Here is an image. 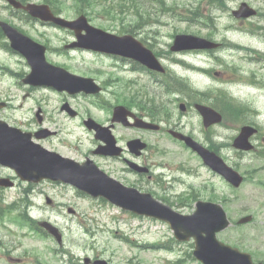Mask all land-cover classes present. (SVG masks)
<instances>
[{
    "label": "rangeland",
    "instance_id": "rangeland-1",
    "mask_svg": "<svg viewBox=\"0 0 264 264\" xmlns=\"http://www.w3.org/2000/svg\"><path fill=\"white\" fill-rule=\"evenodd\" d=\"M43 2V0H31ZM171 5H176L178 0H166ZM113 0H85L81 9L88 8L91 13V22L105 30L118 33L116 28H121L126 33H134L138 38H146L152 44V49L159 53L160 59L170 68L171 73L189 79L192 83L200 85H214V92L211 96L202 98L206 103L215 106L223 112V102L216 94L219 89L233 95V102L248 103L252 110L246 118L253 119L261 127L260 134L253 141L256 149L251 152L237 150L232 145L234 137L238 134L243 125L236 121L235 114L231 111L232 117L217 124L211 131H205L202 118L199 113L189 110L184 113L179 108V100L192 104L195 97L186 93H168L165 88L156 85L150 74H139L124 68V63L116 62L113 59H120L108 54H101L82 49H65V44L75 39L74 32L56 26H43L34 20L20 19L19 16L12 15V9L5 7V2L0 0V17L41 43L48 45L47 58L60 62L69 63L76 70L86 73L97 72V69L105 71L99 74L101 80L120 79L110 86V91L123 87V83L128 80L138 82L133 91L146 87L150 93V99L155 98L158 102L169 103L171 114L168 121L174 123L181 122L185 125L184 130L193 132L196 138L207 145L216 144L218 153L225 161L239 170L245 176L244 183L239 188H234L221 175L203 165L198 157L192 155L178 143L169 139L152 140L150 158L158 166L155 173L159 174L163 181L178 179L174 186L168 183L163 187L152 186L151 192L158 197L170 199L173 207L182 213H192L196 206L195 200L205 199L220 202L224 205L233 225L220 232L218 238L226 244L238 247L242 251L252 253L255 261H264V92H258L234 82L223 83L222 76L214 79L200 78L188 71V64L195 60L184 57L171 50L174 37L180 32H190L191 28L177 22L176 14L158 15L155 9H151L150 16L147 15L144 21L131 22V17L122 20L121 15H115ZM65 17L75 18L80 11L78 4L72 0L66 1L64 5ZM173 11H176L175 9ZM149 21H153L149 23ZM233 39L248 46H258L264 48V44L259 39L248 36L232 35ZM147 44V43H146ZM148 45V44H147ZM149 46V45H148ZM177 57H183V65L176 63ZM228 57V56H227ZM221 59L215 62L214 73L216 71L230 70L244 74V81L249 80V75L245 69L243 61L236 57ZM249 61V59H248ZM118 67H116V64ZM202 64V61H200ZM264 64V63H263ZM128 65V64H127ZM254 68L256 65L253 66ZM30 67L26 59L18 52L0 47V99L12 101L13 107H9L5 112H0V117L9 120L14 124L29 122L34 114V108L30 100L20 106L22 101V91L24 76L18 73L29 72ZM264 77V70L260 72ZM114 81V80H112ZM145 89V88H142ZM50 98L55 103L61 97L50 94ZM107 99H113L107 94ZM23 102V101H22ZM78 106V103L75 102ZM88 111H92L99 118L106 116V111L95 109L89 105ZM7 112V113H6ZM5 115L7 117H5ZM13 124V123H12ZM68 131L79 128L77 123L65 124ZM210 129V128H209ZM136 134V133H135ZM85 143L89 146L90 137H84ZM154 149V151H153ZM150 152V151H149ZM151 161V162H152ZM9 173L0 167V174ZM29 184L22 182L21 187L3 189L4 200L0 201V206L7 205L20 200L25 194L24 188ZM37 190H41L35 197V202L42 208L31 212L35 219L48 220L57 225L64 234V245L60 246L55 240L41 238L36 231L28 226H20L10 220V215L16 212L4 213L0 217V239L4 242L12 243V246L0 247V264H15L11 256H21L29 254L30 257L39 258L47 264H71L70 260L78 264H85L84 258L87 256L105 259L112 264H202L194 255V240L178 241L171 227L160 220L138 216L121 208L114 206L107 201L96 198L85 199L83 195L74 189L50 182H43L33 185ZM50 196L57 201L71 204L70 206L78 210L76 217L69 215L66 209L58 212L54 207L46 203V196ZM21 197V198H20ZM21 209H25L23 206ZM254 216L252 222L237 225V220L243 215ZM24 233L26 235L24 236ZM12 251L6 255L5 252ZM14 250V251H13ZM17 264V263H16ZM25 264H36L29 258Z\"/></svg>",
    "mask_w": 264,
    "mask_h": 264
},
{
    "label": "water",
    "instance_id": "water-1",
    "mask_svg": "<svg viewBox=\"0 0 264 264\" xmlns=\"http://www.w3.org/2000/svg\"><path fill=\"white\" fill-rule=\"evenodd\" d=\"M8 1L17 8L23 7L28 10L33 16L45 20L52 19L58 24L75 29L79 41L71 44V46H82L122 54L138 59L152 69L164 71L152 51L146 49L132 36H116L90 26L85 16L70 22L62 18H54L50 8L46 5L29 4L23 6L17 0ZM1 25L10 38L12 46L28 58L33 68L32 73L28 75L25 82L34 83L38 81L58 88L72 87L88 90L90 80L71 75L68 72L64 74L47 71L45 68L47 64L45 47L34 42L9 24L1 22ZM83 30L87 31L86 35L81 34ZM205 42L206 40L192 35H179L176 37L172 49L202 47L204 46L202 43ZM44 70L48 72L47 75H44ZM198 108L204 116L206 126L222 120L221 115L212 108L205 105H198ZM121 109L118 108L119 111ZM182 109H185L184 105H182ZM115 118H120V112L116 111ZM256 132L257 129L252 126L243 127L240 135L235 140V147L244 150L252 149L253 146L250 144L249 138ZM180 137L197 150L209 166L224 175L234 186L239 187L241 185L244 179L243 176L228 166L215 152L204 148L190 137L183 135H180ZM136 143L137 141L134 145ZM52 157L53 155L48 154L42 147L32 143L30 133L10 127L6 122L0 120V163L14 167L22 178L38 181L44 177H51L70 182L94 196H105L125 209L160 218L171 224L178 239L195 238L194 255L204 264H256L253 262L251 254L242 252L238 248L227 245L218 239L217 233L231 224L222 205L199 201L194 214L183 215L173 210L172 207L154 199L151 194H142L135 189L122 186L119 182L100 171L95 164L77 165L60 160L59 156H56L59 159ZM0 183L8 184V181L3 180ZM252 218L251 215L243 217L239 223L249 222ZM96 264L109 263L106 260H98Z\"/></svg>",
    "mask_w": 264,
    "mask_h": 264
},
{
    "label": "flooded vegetation",
    "instance_id": "flooded-vegetation-1",
    "mask_svg": "<svg viewBox=\"0 0 264 264\" xmlns=\"http://www.w3.org/2000/svg\"><path fill=\"white\" fill-rule=\"evenodd\" d=\"M245 4L256 10L255 14L249 18L244 17L243 11H241L242 6ZM176 14L181 23H186L190 26L193 34L205 37L218 44L216 48L193 49L182 52V54L190 55L191 59L195 60L192 64L187 65L188 68L193 69L194 75L206 79H214L215 74L226 77L229 76L228 72H217L214 74L213 69L216 61L229 59L228 57H236V59H241L244 62L247 59H254L251 63V71H248L246 67H242L250 74L249 80L246 83L251 88L256 84L259 89H264L262 84L264 77L260 74L264 70V64L261 63V60H264V48L248 46L234 41L231 37L232 35L253 37L254 39H259L264 44V0H178ZM201 60L202 64L200 63ZM254 65H256L255 68L253 67ZM231 69L233 70L232 75L234 77L238 75L244 76L242 72L237 73L236 68ZM74 72L81 74L78 71ZM254 78L259 79V82L254 83ZM102 84L103 88L108 90V86L104 83ZM191 86L193 94L197 95L191 106L195 105L196 102H203L200 101V96L202 98L208 97L206 93L214 91V85L203 86L191 82ZM38 89L40 87L32 88L34 116L31 121L34 124L31 122L30 127L35 139H38L43 146L60 153L64 157L72 158L79 162L92 158L102 169L122 181L125 185L136 186L142 191L149 190V187L158 181V176L154 172L157 164L152 163L148 155L150 146L148 145L147 151L137 156L129 145V141L134 138L144 139L143 135L135 136V130L143 132H149V130L128 127L117 123L113 126V132L121 149L119 151L116 150L113 155L98 153L96 151L104 145V142L95 138L94 131H88L85 119L89 114L83 110L80 111L66 99H74L77 96L95 98V96H88L84 93L73 95L67 91L58 92V90L56 91L52 88L51 91L54 93L58 92L63 95V98L55 103L46 92L37 96L36 92ZM44 89V91L50 90L46 87ZM28 96H31L30 92L25 93L23 98L26 99ZM119 104L121 103H115V105ZM71 108H74L76 111V114L73 116L70 113ZM72 118L79 119L82 137L77 136L75 132L64 131L63 126L65 122L69 123ZM101 122L104 125L110 124L109 119ZM161 122L166 123V127L177 128L183 131L185 128V125H182L181 122ZM87 131L91 134L94 142L93 147L89 150L82 139ZM133 162H137L142 168L147 167L149 171L136 170ZM59 206L63 205L60 204Z\"/></svg>",
    "mask_w": 264,
    "mask_h": 264
},
{
    "label": "trees",
    "instance_id": "trees-1",
    "mask_svg": "<svg viewBox=\"0 0 264 264\" xmlns=\"http://www.w3.org/2000/svg\"><path fill=\"white\" fill-rule=\"evenodd\" d=\"M75 2L77 3H82L84 0H74ZM51 4L54 6V7H62L63 6V1L61 0H54L51 2ZM229 107L230 109L236 114V116H238L239 114V110H241L242 108L241 107H238L237 105H234V104H229ZM238 111V112H237Z\"/></svg>",
    "mask_w": 264,
    "mask_h": 264
},
{
    "label": "bare ground",
    "instance_id": "bare-ground-1",
    "mask_svg": "<svg viewBox=\"0 0 264 264\" xmlns=\"http://www.w3.org/2000/svg\"><path fill=\"white\" fill-rule=\"evenodd\" d=\"M230 44V43H229Z\"/></svg>",
    "mask_w": 264,
    "mask_h": 264
}]
</instances>
